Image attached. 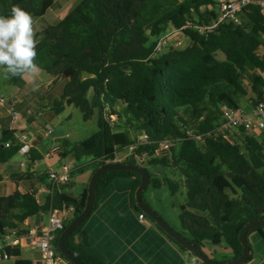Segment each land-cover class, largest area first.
I'll return each instance as SVG.
<instances>
[{
  "label": "trees",
  "instance_id": "1",
  "mask_svg": "<svg viewBox=\"0 0 264 264\" xmlns=\"http://www.w3.org/2000/svg\"><path fill=\"white\" fill-rule=\"evenodd\" d=\"M14 5L39 20L61 7L53 0H0V16H11ZM218 6V0H84L37 38L35 63L67 83L63 93L67 107L78 109L84 122L98 111L99 133L71 149L77 163L90 161L94 175L106 167L105 162L135 148L139 140L131 139L130 131L146 134L149 144L134 149L120 165L146 157L140 167L154 172L151 187H166L173 198L185 197L180 231L176 232L203 253L206 244L225 246L235 261L243 254L239 238L244 228L264 221V136L249 138L242 134L233 137L231 145L216 131L223 123V108L238 110L241 101L250 97L252 102L261 100L259 87H249L240 69L249 66L264 70V15L250 6L244 11L241 26H224L215 36L202 37L189 27L184 32L192 43L189 49L172 48L153 57L157 41L168 28L210 24L217 18ZM83 75L89 78L82 81ZM21 79L12 77V84L21 86ZM90 91L94 94L92 102L87 100ZM56 109L54 116L60 113ZM5 110L8 113L9 107ZM109 117L117 118L127 132L114 134V126L107 122ZM38 119L32 117L28 124L32 126ZM10 124L9 116L0 120L4 129ZM5 132L0 134V166L11 163L20 150L14 134ZM166 142H172L169 154L157 156L160 145ZM40 160L32 151L30 168ZM120 178L136 180L130 203L143 215L135 200L141 179L127 172L99 179L94 212ZM2 180L0 177V183ZM9 180L17 189L24 187L26 193L17 190L11 197L0 198V237L30 220L40 221L51 208L73 209V219L67 221L54 242L59 254V240L71 221L84 211L88 192L79 200L55 194L42 205L37 195L39 188L48 186V175L30 171ZM87 222L67 241L66 249L82 264H103L87 254V241L84 245L77 243ZM256 233L264 239V228L250 232L247 239ZM15 253L22 256L20 251ZM252 262L253 255L247 264Z\"/></svg>",
  "mask_w": 264,
  "mask_h": 264
},
{
  "label": "crops",
  "instance_id": "2",
  "mask_svg": "<svg viewBox=\"0 0 264 264\" xmlns=\"http://www.w3.org/2000/svg\"><path fill=\"white\" fill-rule=\"evenodd\" d=\"M53 1L61 6L60 9L53 12L46 19L33 21L36 39L42 35L48 26H54L56 23L63 21L72 11H68L63 19H57L55 14L63 10L64 2ZM37 65L40 71L35 77V82H30V77H23L21 79L22 85H14L16 90L11 92V97L8 100V102H12L16 111L22 116L21 127L12 131L10 127L8 129L3 128V130L12 132L14 136L32 131L31 133L37 138L34 149L41 160L34 164L32 168H30V162L21 157L16 158L6 166H0V177L3 179L0 183V198L11 197L17 190L22 194L26 193L25 188L22 186L17 189L10 182V177L27 174L30 171L47 175L50 171L59 172L65 164H68L72 170L71 185L63 189L59 196L79 200L85 192H88L93 170L90 161L83 160L79 164L70 152L71 149L80 147L86 141L73 145L69 142L70 137L65 129L54 128L58 123L57 116H54L57 110L56 106L60 110L59 115L67 106V99L63 97L67 83L58 76L48 74L42 65ZM0 69L5 73L2 67ZM7 77L8 82L12 84V76L7 74ZM88 78V76L83 75L82 81H86ZM91 95L94 99L92 91L87 95L89 102L93 101L90 98ZM34 113H38L39 119L36 121L39 125L30 126L28 122L34 117ZM7 117V111L0 108V120L3 121ZM45 126H52L54 129L53 137L50 139H45L41 131V128ZM53 148L60 149L62 157H54L50 161L44 162L43 156ZM128 155L129 153H125L121 158H126ZM135 185V179H117L101 199L97 210L88 219L84 229L77 237V243L84 245L87 241V254L97 258L103 264H195L189 253H182L150 221L149 226L140 223L139 218L141 215L132 208L130 203ZM163 189H166V187L158 190ZM171 198L174 199L172 196ZM51 200L52 197L48 194H42L38 198V202L42 205L48 204ZM59 212L65 215L68 221L73 219V209L66 208L64 211ZM39 224H44V217L40 221L36 220L34 227L31 225V221H28L24 227L28 226V231H32ZM41 229L42 227L39 228V230ZM248 243L253 255V262L250 264H264V239L256 233L249 237ZM204 251L212 256L210 261L215 264H227L233 261L232 252L225 246L214 248L206 244ZM26 252L32 253L30 250L22 251V262L29 264L31 258L26 260ZM204 255L206 256L205 253Z\"/></svg>",
  "mask_w": 264,
  "mask_h": 264
},
{
  "label": "built area",
  "instance_id": "3",
  "mask_svg": "<svg viewBox=\"0 0 264 264\" xmlns=\"http://www.w3.org/2000/svg\"><path fill=\"white\" fill-rule=\"evenodd\" d=\"M217 18L210 24L203 26L192 27L190 23L185 28L178 30L170 27L159 38L154 50V58H158L170 49H175L181 45V38H184V32L187 28H193L200 36L208 37L217 35L224 26H241V18L244 11L250 7L258 8L264 15V1L256 0H218ZM241 72L245 76V82L249 87L258 86L261 92V100L255 101L252 104V111L246 114L241 108L238 110H231L227 107L223 108V123L218 127L216 135L223 138L227 143L233 144L232 138L245 134L249 138H259L264 136V70L255 69L249 66L241 67ZM9 107L8 116L11 119L10 130H15L21 127L22 116L16 111L12 102H6L0 99V108L6 109ZM38 117V113L33 114ZM118 121L117 118L109 117L107 122L114 123ZM39 125L38 122L33 124ZM0 126V134L3 132ZM45 139L53 137L54 129L52 126H45L41 128ZM20 147L18 156L30 161L31 153L34 151V145L37 138L32 133H22L15 136ZM200 141V139H198ZM150 142L149 137L143 134L139 139L134 149L145 147ZM10 148L9 145L6 146ZM172 147V142H166L160 145L157 156L164 157L169 154ZM134 149L129 150V155L126 158L116 157L114 161L105 162L106 166H117L123 164L130 158ZM54 157H62L60 149L53 148L43 156V161L48 162ZM138 166L145 163L146 157L136 159ZM49 182L48 186L39 188L37 199L42 194H48L54 198L55 194L71 185L72 170L68 164H65L59 172H48ZM47 220V223H46ZM68 219L58 210L51 208L44 216V224L38 225L34 230L28 231V226L24 227L27 222L20 226L17 230L8 232L3 237H0V264H20L22 263V256L16 255V251L30 250L35 254V258H31L29 264H68L64 258L59 255L55 248L54 242L57 235L63 231ZM139 221L142 225L149 226L148 218L141 215ZM22 227H24L22 229ZM42 227L41 230L39 228Z\"/></svg>",
  "mask_w": 264,
  "mask_h": 264
},
{
  "label": "rangeland",
  "instance_id": "4",
  "mask_svg": "<svg viewBox=\"0 0 264 264\" xmlns=\"http://www.w3.org/2000/svg\"><path fill=\"white\" fill-rule=\"evenodd\" d=\"M64 2V8L61 12L55 14L57 19H63L65 15H67L68 11L72 10L74 7L82 3L84 0H58ZM37 19L33 18V21ZM55 42L57 41L56 39ZM181 45L176 47L175 49H179L181 51H186L191 47V41L188 38H181ZM219 60L221 61L224 68L227 69V64L222 56H219ZM7 74L1 71L0 69V99H4L6 102L11 97V92L15 91L16 88L14 85L8 82ZM91 100H93L91 95ZM252 100L250 98L243 99L241 101L240 108L246 113L250 114L252 111ZM58 123L54 128L65 129L66 133L69 135V142L73 145L81 144L84 141L89 140L91 137L97 135L99 133V115L98 111L94 112V116L89 122L83 121V116L78 109L75 107H65L64 111L57 116ZM114 127V134H123L127 132L124 129L123 125L118 124V121L111 123ZM119 126V128H117ZM31 133V132H28ZM131 139L139 140L142 137V133L136 134L134 131H130ZM16 158H19L16 157ZM16 158L14 160H16ZM13 160V161H14ZM140 167V166H139ZM152 176L154 172L147 168ZM156 177V176H155ZM231 176L229 175V178ZM163 177L158 176V180H162ZM144 202L155 212L157 213L163 221L171 227L174 231L180 230V215H181V206L186 203L185 197L178 196L174 199L171 198V194L169 190H155L152 187H149L148 190L144 192L143 195ZM72 220V219H71ZM31 225L34 227L36 224V220H30ZM72 222V221H71ZM151 222V221H150ZM47 223V220H46ZM152 223V222H151ZM30 224V222H29ZM153 224V223H152ZM154 225V224H153ZM188 237V236H187ZM209 260H212V256L204 251ZM26 260L29 258H35V254L26 252L25 255ZM191 259H193L191 257ZM194 260V259H193Z\"/></svg>",
  "mask_w": 264,
  "mask_h": 264
},
{
  "label": "water",
  "instance_id": "5",
  "mask_svg": "<svg viewBox=\"0 0 264 264\" xmlns=\"http://www.w3.org/2000/svg\"><path fill=\"white\" fill-rule=\"evenodd\" d=\"M9 134V132H6ZM133 173L140 177L141 186L136 192L135 200L136 205L145 215L148 220H150L159 230H161L167 237L174 241L179 247L188 252L190 255L194 256L201 264H215L211 262L208 257L204 255L203 252L199 251L193 244L188 240L182 237L178 232L174 231L169 227L163 219L156 214L143 200L144 192L151 186V174L148 170H145L138 166L135 159H131L130 165L126 166H106L97 171L89 184L88 188V198L86 201L85 209L80 216L75 218L67 230L63 233L59 240L58 252L59 254L70 264H82L80 261L75 259L66 249L67 241L72 237V235L91 217L94 213L95 203H96V194H97V184L101 177L110 173ZM229 178V176H228ZM264 221L254 222L247 225L242 231L239 241L243 248L242 257L239 260L232 261L227 264H247L252 251L248 243V235L250 232L263 229Z\"/></svg>",
  "mask_w": 264,
  "mask_h": 264
},
{
  "label": "clouds",
  "instance_id": "6",
  "mask_svg": "<svg viewBox=\"0 0 264 264\" xmlns=\"http://www.w3.org/2000/svg\"><path fill=\"white\" fill-rule=\"evenodd\" d=\"M33 23L32 16L16 5L11 16H0V67L12 77H30L32 83L40 71Z\"/></svg>",
  "mask_w": 264,
  "mask_h": 264
}]
</instances>
